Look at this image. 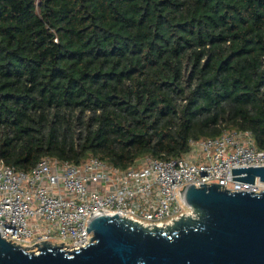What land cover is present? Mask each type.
Returning <instances> with one entry per match:
<instances>
[{
    "label": "trees",
    "instance_id": "16d2710c",
    "mask_svg": "<svg viewBox=\"0 0 264 264\" xmlns=\"http://www.w3.org/2000/svg\"><path fill=\"white\" fill-rule=\"evenodd\" d=\"M247 131L264 150V0H0V161L118 170Z\"/></svg>",
    "mask_w": 264,
    "mask_h": 264
},
{
    "label": "built area",
    "instance_id": "2783aa9c",
    "mask_svg": "<svg viewBox=\"0 0 264 264\" xmlns=\"http://www.w3.org/2000/svg\"><path fill=\"white\" fill-rule=\"evenodd\" d=\"M189 144L194 151L188 157L147 158L127 170L97 158L79 165L43 158L23 173L0 161V238L34 253L62 244L74 251L91 243L88 224L99 215L116 214L148 229L180 217L195 219L182 197L190 185L264 191L258 178L253 184L233 180L232 169L264 167V150L256 149L249 132H224Z\"/></svg>",
    "mask_w": 264,
    "mask_h": 264
},
{
    "label": "water",
    "instance_id": "95a60500",
    "mask_svg": "<svg viewBox=\"0 0 264 264\" xmlns=\"http://www.w3.org/2000/svg\"><path fill=\"white\" fill-rule=\"evenodd\" d=\"M232 174L236 181L264 182V167L235 168ZM200 185L182 195L195 219L148 229L116 214L99 215L88 224L91 243L74 251L62 244L35 247L34 253L0 238V264H264V191Z\"/></svg>",
    "mask_w": 264,
    "mask_h": 264
},
{
    "label": "rangeland",
    "instance_id": "374dc122",
    "mask_svg": "<svg viewBox=\"0 0 264 264\" xmlns=\"http://www.w3.org/2000/svg\"><path fill=\"white\" fill-rule=\"evenodd\" d=\"M59 247V246H58ZM62 249V248H61Z\"/></svg>",
    "mask_w": 264,
    "mask_h": 264
}]
</instances>
